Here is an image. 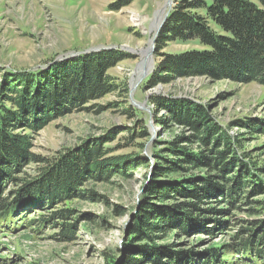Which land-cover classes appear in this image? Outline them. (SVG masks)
Returning a JSON list of instances; mask_svg holds the SVG:
<instances>
[{
    "label": "trees",
    "instance_id": "obj_1",
    "mask_svg": "<svg viewBox=\"0 0 264 264\" xmlns=\"http://www.w3.org/2000/svg\"><path fill=\"white\" fill-rule=\"evenodd\" d=\"M168 42H195L200 48L164 53L146 79L147 87L197 76L264 86V0H174L155 47L161 50ZM125 57L111 49L81 53L32 72L0 67V231L17 222L51 223L58 212L40 216V224L33 214L70 198L90 177L127 176L145 164L149 172L143 175L140 201L122 252L111 263L196 264L193 256L198 254L202 264H226L221 256L232 252L230 264H264V166L242 144L245 133H264L262 121L224 124L209 103L155 94L147 99L154 105L155 123L165 131L181 130L155 141L152 164L140 153L112 154L99 141L51 157L32 151L31 134L56 115L118 88L108 70ZM163 110L166 115H156ZM122 112L133 119L128 141L150 138L148 112L129 101ZM233 126L243 132L231 133ZM30 164L34 173L26 175ZM240 209L246 218L234 216ZM229 225L236 228L231 233V228L224 231ZM200 230H220L226 240L200 253L165 242Z\"/></svg>",
    "mask_w": 264,
    "mask_h": 264
},
{
    "label": "rangeland",
    "instance_id": "obj_2",
    "mask_svg": "<svg viewBox=\"0 0 264 264\" xmlns=\"http://www.w3.org/2000/svg\"><path fill=\"white\" fill-rule=\"evenodd\" d=\"M173 2L0 0V67L5 71L44 70L54 61L100 50L115 49L126 56L108 70L118 88L102 98L88 100L79 108L56 115L32 133L34 153L51 157L58 152L76 150L99 141L112 148V154L140 153L148 157V164H152L150 149L157 143L155 141L166 140L181 130L173 127L165 131L155 123L154 114L150 111L154 105L147 104L148 97L155 94H174L209 103L212 114L224 124L245 118L264 122V86L256 82L240 83L197 76L178 78L171 83L151 87L145 85L164 53L200 48L195 42H168L157 50L155 40L151 43L153 49L149 47L152 37L149 30L157 10L164 5L166 14ZM147 48L151 67L148 69L143 65L142 71L135 75L142 60L141 52ZM128 101L148 112L149 139L127 140V127L134 126L133 119L122 112ZM164 112L159 111L156 115H166ZM230 132L240 134L243 129L233 126ZM242 140L243 147L250 152L253 160L264 166V133H245ZM140 143L142 147H139ZM33 168V164L26 166V175L33 174ZM146 172L149 168L142 164L127 176L109 175L106 180L90 177L77 187L70 198L58 200L47 209H38L33 214L34 222H38L42 219L40 216L58 212L51 223L23 226L17 222L7 228L2 227L0 264L111 263V259L114 261L122 252L119 249L140 201ZM64 210H69L66 217L59 215ZM240 210H235L234 216L246 218V211ZM226 228H231L227 229L230 233L236 229L233 225L226 226L224 231ZM225 240L226 236L220 230H200L173 238L169 236L165 242H177L179 248L192 246L200 253L207 246H218ZM233 255L232 252L223 254L221 260L230 264ZM193 258L196 264H202L200 255L196 254Z\"/></svg>",
    "mask_w": 264,
    "mask_h": 264
},
{
    "label": "bare ground",
    "instance_id": "obj_3",
    "mask_svg": "<svg viewBox=\"0 0 264 264\" xmlns=\"http://www.w3.org/2000/svg\"><path fill=\"white\" fill-rule=\"evenodd\" d=\"M164 13H165V7H164V5H161L159 7V9L157 10V12H156V14L154 16V19L151 22V26H150V30L149 31H150V34L152 35V37H150L149 47L151 46V43H152V40H153L154 35L156 33V30L159 27V24L161 23L164 15H165ZM147 50H148V48L145 51L143 50L141 52L142 60L140 61L139 65H138V67H137V69L135 71V75L139 74L142 71L143 65H145L148 69L151 67L152 62H151V59L149 57H147V55H146V51Z\"/></svg>",
    "mask_w": 264,
    "mask_h": 264
},
{
    "label": "water",
    "instance_id": "obj_4",
    "mask_svg": "<svg viewBox=\"0 0 264 264\" xmlns=\"http://www.w3.org/2000/svg\"><path fill=\"white\" fill-rule=\"evenodd\" d=\"M170 9H171V6L169 7V10H168V11L166 12V14L164 15V17H163L161 23L159 24V27H158L157 30H156V33H155L154 38H153V40H152V43H153V41L155 40V38H156V36H157V34H158L160 28L162 27V25H163V23H164V21H165L167 15H168ZM150 47H151V49H153V46H152V45H151ZM151 49H150V50H151ZM148 50H149V49H148ZM148 50L146 51L147 55H148ZM143 75H144V73L141 74V77H143ZM130 100H131V98H130ZM136 106H137V105H136Z\"/></svg>",
    "mask_w": 264,
    "mask_h": 264
}]
</instances>
